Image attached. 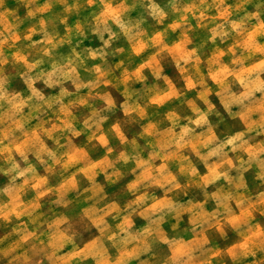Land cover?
Segmentation results:
<instances>
[{"label":"clouds","instance_id":"clouds-1","mask_svg":"<svg viewBox=\"0 0 264 264\" xmlns=\"http://www.w3.org/2000/svg\"><path fill=\"white\" fill-rule=\"evenodd\" d=\"M0 264H264V0H0Z\"/></svg>","mask_w":264,"mask_h":264}]
</instances>
